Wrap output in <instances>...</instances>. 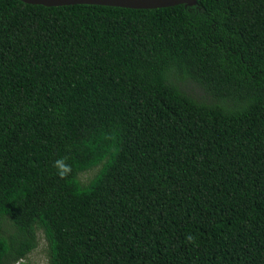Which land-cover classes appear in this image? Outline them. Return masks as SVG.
Masks as SVG:
<instances>
[{"label": "trees", "instance_id": "obj_1", "mask_svg": "<svg viewBox=\"0 0 264 264\" xmlns=\"http://www.w3.org/2000/svg\"><path fill=\"white\" fill-rule=\"evenodd\" d=\"M38 232L47 264H264V0H0V264Z\"/></svg>", "mask_w": 264, "mask_h": 264}, {"label": "water", "instance_id": "obj_2", "mask_svg": "<svg viewBox=\"0 0 264 264\" xmlns=\"http://www.w3.org/2000/svg\"><path fill=\"white\" fill-rule=\"evenodd\" d=\"M24 3L41 4L45 6L94 4L116 6L133 9H153L160 7L184 4L185 6L196 5L198 0H20Z\"/></svg>", "mask_w": 264, "mask_h": 264}, {"label": "rangeland", "instance_id": "obj_3", "mask_svg": "<svg viewBox=\"0 0 264 264\" xmlns=\"http://www.w3.org/2000/svg\"><path fill=\"white\" fill-rule=\"evenodd\" d=\"M95 168L84 171L81 173L80 178L86 180L90 177ZM47 244L41 232L37 235V245L36 247L23 259L20 260L23 264H47ZM17 264V263H16Z\"/></svg>", "mask_w": 264, "mask_h": 264}, {"label": "clouds", "instance_id": "obj_4", "mask_svg": "<svg viewBox=\"0 0 264 264\" xmlns=\"http://www.w3.org/2000/svg\"><path fill=\"white\" fill-rule=\"evenodd\" d=\"M54 167H56L58 169L57 175L60 178H64L71 171V166L70 165H67L65 163V160L63 158L55 161ZM187 239L189 241H191L193 239V237L192 236H188Z\"/></svg>", "mask_w": 264, "mask_h": 264}]
</instances>
